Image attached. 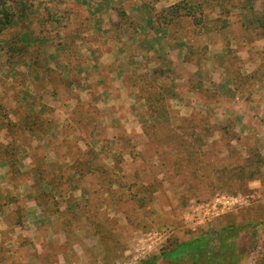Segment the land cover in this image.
Wrapping results in <instances>:
<instances>
[{
  "label": "rangeland",
  "instance_id": "1",
  "mask_svg": "<svg viewBox=\"0 0 264 264\" xmlns=\"http://www.w3.org/2000/svg\"><path fill=\"white\" fill-rule=\"evenodd\" d=\"M6 1L18 15L34 3L25 0L21 8L20 0ZM263 5L264 0H178L160 7L158 23L185 39L186 61L178 68L184 81L171 78L176 64L155 57L158 65L136 80L141 97L149 98L146 109H136V119L126 106L116 132L107 128L110 118L98 134L83 122V141L74 137L68 143L71 160H38L41 182L33 195L41 212L30 224L22 205L27 198H9L17 209L0 212V264H143L171 243L204 233L215 247L222 237L234 243L231 264H264V155L232 122L210 123L199 110L184 117L172 102L192 95L198 82L190 61L201 60L210 44L223 54L227 43H219L238 29L252 30L249 40L256 30L264 33L257 21ZM46 8L48 15L52 10ZM120 22L133 25L124 13ZM230 56L238 66L236 55ZM217 61H224L221 55ZM126 76L127 84L134 74Z\"/></svg>",
  "mask_w": 264,
  "mask_h": 264
},
{
  "label": "crops",
  "instance_id": "2",
  "mask_svg": "<svg viewBox=\"0 0 264 264\" xmlns=\"http://www.w3.org/2000/svg\"><path fill=\"white\" fill-rule=\"evenodd\" d=\"M24 1H18L21 8ZM166 1L32 0L21 15L6 20L0 13V212L16 211V201L9 200L14 197L27 198L22 205L28 223L40 214L33 195L38 160H71L68 143L83 141V122L98 134L110 118L107 128L116 132L126 106L136 119V109L148 107L136 80L158 65L155 57L176 64L171 78L184 81L178 68L186 61L185 39L158 23L160 7L178 0ZM123 13L132 27L120 22ZM261 15L264 20V10ZM238 31L219 43H227L223 54L210 50L213 43L201 60L190 61L198 85L172 102L180 104L182 116L199 110L210 123L232 122L264 155V33L256 30L249 40L252 30ZM233 54L238 66L230 63ZM127 74L134 76L126 84ZM86 104L90 109L82 110Z\"/></svg>",
  "mask_w": 264,
  "mask_h": 264
},
{
  "label": "trees",
  "instance_id": "3",
  "mask_svg": "<svg viewBox=\"0 0 264 264\" xmlns=\"http://www.w3.org/2000/svg\"><path fill=\"white\" fill-rule=\"evenodd\" d=\"M0 12L6 20L10 15H14L6 0H0ZM9 12H11L10 15ZM257 21L264 28L263 18H258ZM256 154L260 156L259 153ZM224 239L225 237L221 238V243L217 247L213 245L208 233L201 234L190 241H175L164 248L161 254L152 256L143 264H231L236 259L234 243L227 244Z\"/></svg>",
  "mask_w": 264,
  "mask_h": 264
}]
</instances>
